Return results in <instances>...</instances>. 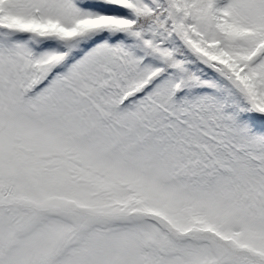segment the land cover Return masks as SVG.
Returning a JSON list of instances; mask_svg holds the SVG:
<instances>
[{
  "label": "snow or ice",
  "instance_id": "obj_1",
  "mask_svg": "<svg viewBox=\"0 0 264 264\" xmlns=\"http://www.w3.org/2000/svg\"><path fill=\"white\" fill-rule=\"evenodd\" d=\"M0 264H264V0H0Z\"/></svg>",
  "mask_w": 264,
  "mask_h": 264
}]
</instances>
